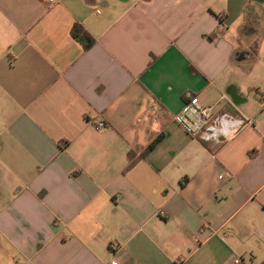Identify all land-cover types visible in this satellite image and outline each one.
<instances>
[{
    "label": "crops",
    "instance_id": "1",
    "mask_svg": "<svg viewBox=\"0 0 264 264\" xmlns=\"http://www.w3.org/2000/svg\"><path fill=\"white\" fill-rule=\"evenodd\" d=\"M191 95L251 124L192 139ZM236 259L264 264V0H0V264Z\"/></svg>",
    "mask_w": 264,
    "mask_h": 264
},
{
    "label": "built area",
    "instance_id": "2",
    "mask_svg": "<svg viewBox=\"0 0 264 264\" xmlns=\"http://www.w3.org/2000/svg\"><path fill=\"white\" fill-rule=\"evenodd\" d=\"M45 1L49 5L57 3V0ZM174 122L188 137L216 144L226 143L240 129L251 124L250 120L229 112L215 113L213 107L204 106L199 97L195 95H191L186 99L181 111L174 116ZM242 263L241 259L234 261V264Z\"/></svg>",
    "mask_w": 264,
    "mask_h": 264
},
{
    "label": "trees",
    "instance_id": "3",
    "mask_svg": "<svg viewBox=\"0 0 264 264\" xmlns=\"http://www.w3.org/2000/svg\"><path fill=\"white\" fill-rule=\"evenodd\" d=\"M71 35L75 40L79 41L84 46L85 50H89L95 44L94 38L79 24H75L72 27ZM161 140L162 137H158L156 140H154L143 152H141L140 156L138 157V160L146 158L147 155L158 146ZM135 156L136 154L134 152L128 153L130 163L127 167V170H130L134 166L137 160V159L134 160Z\"/></svg>",
    "mask_w": 264,
    "mask_h": 264
}]
</instances>
